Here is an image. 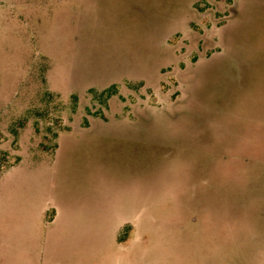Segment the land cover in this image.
<instances>
[{"label":"rangeland","instance_id":"374dc122","mask_svg":"<svg viewBox=\"0 0 264 264\" xmlns=\"http://www.w3.org/2000/svg\"><path fill=\"white\" fill-rule=\"evenodd\" d=\"M11 166L0 264L48 195L74 224L49 260L264 264V0H0Z\"/></svg>","mask_w":264,"mask_h":264},{"label":"crops","instance_id":"0c3cea01","mask_svg":"<svg viewBox=\"0 0 264 264\" xmlns=\"http://www.w3.org/2000/svg\"><path fill=\"white\" fill-rule=\"evenodd\" d=\"M104 122H106V120H104ZM101 123V122H100ZM73 128L66 130V132H70L72 131ZM65 132V131H63ZM58 134L57 138H56V148L58 149V147L60 146V140L62 138V136H64V134ZM51 152V150L49 151ZM18 166V165H17ZM16 166V167H17ZM14 166H11L10 168H8L7 170H5L1 175H0V188H2V186H6L7 184H10L11 186H13V181H9V178H11L10 176L14 174ZM15 167V170L17 169ZM59 201L57 199H55V197L52 195H48L45 199L44 202L40 203L39 206L35 205L32 208V215L26 218H23L21 216H14L12 217V220L9 224H6V229L9 228V231H19L23 228V221H25L24 226L26 227H32L33 225V221L34 219H36L37 224L40 225L41 230H44L45 232H41L37 235V238L34 240V244L32 245L31 242L29 240L30 235L29 232L25 229L24 231V235L22 238H17L16 240V244L17 245H21L22 247H25L27 250V252H29V254L27 255V259L24 256L22 258V256L19 255L18 257V264H22V260H24L25 264H57V263H61V264H96L95 262V258L91 259V253L87 252L86 256H87V260L86 262H79V263H75V261L77 260V255L72 254V256H68L66 258L64 257H59V256H55L53 257L51 260H49L47 257V252L48 250H54L57 247V242L52 241V237L50 235V233L54 232L55 229H57V227H61L63 226L67 231H70L71 225L72 224L71 220L66 219L65 215H63V213L61 212V209L59 206ZM51 214V216L49 217V215ZM75 216L77 215V213H74ZM73 214V215H74ZM6 216V215H3ZM2 216H0V223L2 220L1 218ZM31 223V224H30ZM36 224V225H37ZM129 224H131L130 226H128ZM131 229H135L137 228V225L135 224V222L131 219L125 221L124 223L121 224V230L125 229V228H130ZM6 231V230H5ZM27 237V238H26ZM55 239V237H54ZM57 240V239H56ZM3 241H7L9 242L10 239L6 238V235L4 234V232H2V228L0 225V245L4 244L2 243ZM19 243V244H18ZM5 247L9 246L12 247L13 244H8L5 243ZM24 245V246H23ZM46 254V255H45ZM75 255V256H74ZM16 259V257L14 258V260ZM26 260V261H25ZM16 262V263H17Z\"/></svg>","mask_w":264,"mask_h":264},{"label":"trees","instance_id":"16d2710c","mask_svg":"<svg viewBox=\"0 0 264 264\" xmlns=\"http://www.w3.org/2000/svg\"><path fill=\"white\" fill-rule=\"evenodd\" d=\"M113 93H114V90H113V88L110 87V88L104 90L102 93L103 95H101V96H104V98L106 97L105 99H108L112 96ZM96 98L98 99L99 97H96Z\"/></svg>","mask_w":264,"mask_h":264}]
</instances>
